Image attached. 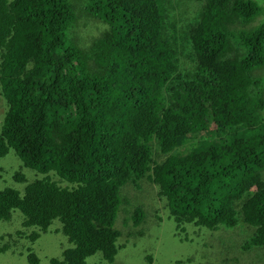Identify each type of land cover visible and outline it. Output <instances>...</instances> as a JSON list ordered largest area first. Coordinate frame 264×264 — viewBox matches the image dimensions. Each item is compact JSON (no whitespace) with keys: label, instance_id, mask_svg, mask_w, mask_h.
I'll use <instances>...</instances> for the list:
<instances>
[{"label":"trees","instance_id":"1","mask_svg":"<svg viewBox=\"0 0 264 264\" xmlns=\"http://www.w3.org/2000/svg\"><path fill=\"white\" fill-rule=\"evenodd\" d=\"M0 88V165L31 169L0 187V253L39 264L60 220L52 264H118L122 189L143 177L178 224L252 228L242 248L264 250V0H0Z\"/></svg>","mask_w":264,"mask_h":264},{"label":"rangeland","instance_id":"2","mask_svg":"<svg viewBox=\"0 0 264 264\" xmlns=\"http://www.w3.org/2000/svg\"><path fill=\"white\" fill-rule=\"evenodd\" d=\"M194 2L190 3L188 12L195 15ZM94 29L99 34L103 28ZM87 45L90 37H83ZM7 108L6 99L0 88V126ZM186 146L197 138H188ZM154 145V144H153ZM156 146V145H154ZM155 150V148H153ZM158 158V157H157ZM159 159H164L160 157ZM0 165V187L8 181L15 168H22L26 174L31 169L21 167L20 158L11 151L4 157ZM7 167V169H6ZM38 172V171H37ZM40 173V172H39ZM43 175L42 173H40ZM28 178V177H27ZM29 181L32 178H28ZM23 191L24 184L16 182ZM159 186L148 177H143L137 185L127 183L122 189V201L116 219V227L122 231L119 242L124 243L115 258L118 264H264V250L247 251L242 248L243 240L252 233L245 227L210 229L197 223L178 224L170 213L165 196L159 194ZM138 207L144 211L140 226L133 224V215ZM16 214L20 213L15 210ZM14 213V217L16 216ZM14 221H12L13 223ZM19 225V221L14 222ZM12 224L0 221L1 234L11 229ZM62 223L57 221L50 226V231L44 233L35 243V251L40 257L39 264H52L51 258L62 256V251L68 245V239L61 231ZM143 229V232H138ZM244 231V232H241ZM8 237V236H7ZM18 237V235L16 236ZM21 241H29L28 238ZM241 246V247H240ZM150 257V259H149ZM0 264H31L27 257L18 252L0 253ZM87 264H110L102 258L101 253L88 257Z\"/></svg>","mask_w":264,"mask_h":264},{"label":"clouds","instance_id":"3","mask_svg":"<svg viewBox=\"0 0 264 264\" xmlns=\"http://www.w3.org/2000/svg\"><path fill=\"white\" fill-rule=\"evenodd\" d=\"M159 188H160V186H159ZM160 191V190H159Z\"/></svg>","mask_w":264,"mask_h":264}]
</instances>
